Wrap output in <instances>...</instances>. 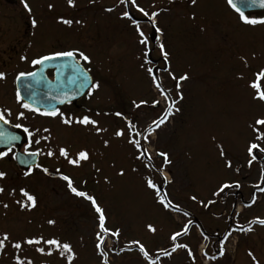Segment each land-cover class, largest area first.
<instances>
[{
    "label": "rangeland",
    "instance_id": "obj_1",
    "mask_svg": "<svg viewBox=\"0 0 264 264\" xmlns=\"http://www.w3.org/2000/svg\"><path fill=\"white\" fill-rule=\"evenodd\" d=\"M136 3L149 13L158 12L155 19L160 33L148 17L132 6L131 0L124 3L74 0V7L67 0H31L35 15L43 18L39 25L44 27V36H53L57 31L55 48H79L90 55L91 62L87 64L94 72V82L100 85L91 95L83 96L77 107L63 106L60 112L73 118L88 115L105 130L97 133L91 124L65 125L59 114L50 117L28 110L23 125L33 133L29 148L38 152L37 164L41 167L34 166L25 175L28 171L14 162L9 166L0 161V171L6 173L0 179V187L4 189L0 192V218L5 219L0 227L16 234L11 239L26 232V237L40 242L31 244L29 249L20 248L22 252L6 251V262L10 264H17L16 256L24 264H69L66 255H60V249L44 242L53 238L71 245L75 253L71 264H101L96 248L98 214L89 201L69 190L63 175H68L78 190L96 198L104 210L107 228L120 229L118 237H113L111 231L103 233L102 246L119 243L127 249L122 258L111 256L115 264L146 262L139 246L130 243L134 240L144 244L153 259L160 257L157 264L185 262V249H178L170 257L160 255L157 250L171 252L170 235L180 231L188 221L192 223L187 234L176 243L195 244L199 230L211 233L223 225L219 197L212 195L219 184L261 180L264 155L256 152L258 158L249 166L246 149L254 137L251 126L256 119L264 118V102L253 99L255 90L250 86L255 74L264 68V24H244L226 0H197L195 5L190 0H136ZM48 4L58 6L56 14ZM125 10L149 36L146 59L135 27L122 17ZM61 17L73 23L65 25L60 22ZM76 20L81 23H75ZM157 36L169 53L168 61L156 45ZM44 46L45 51L52 48L47 40ZM32 51L30 48L28 52ZM149 67L179 108L173 109L165 123L151 133L147 132L148 126L163 116L170 101L155 87L147 72ZM184 73L189 78L179 81L177 89L178 78ZM258 83L264 91V78ZM141 100L146 103L140 104ZM116 112L122 116H116ZM128 121L135 125L136 131L149 135V140L141 142L148 149L150 160L147 156L142 160L135 158L136 150L128 143ZM257 127L264 132V126ZM118 129L125 130L123 137L114 135ZM219 146L232 162L231 168L225 167ZM261 146L264 147V142ZM60 147L67 149L68 158H75L81 150L87 151L89 158L78 166L71 165L68 158L60 156ZM49 150L54 153L52 156L47 155ZM159 152H166L171 163L163 164ZM45 168L47 172L43 171ZM121 169L123 175L118 174ZM165 177L170 183L164 182ZM149 178L183 212L164 209L156 198V190L146 185ZM20 188L35 197V207L21 208L17 204L18 200H26ZM191 196L197 199L193 201ZM209 199L215 203L205 207ZM243 217L239 228L245 229L249 221L264 219V193L256 194ZM50 219L55 223L48 224ZM149 224L156 229L154 233L149 231ZM251 227L252 231L231 234L236 233L237 237L234 264H254L249 251L264 264V226L257 223ZM38 245L43 252L37 251Z\"/></svg>",
    "mask_w": 264,
    "mask_h": 264
},
{
    "label": "snow or ice",
    "instance_id": "obj_2",
    "mask_svg": "<svg viewBox=\"0 0 264 264\" xmlns=\"http://www.w3.org/2000/svg\"><path fill=\"white\" fill-rule=\"evenodd\" d=\"M124 2H125V0H121V3H124ZM196 2H197V0H190V3L193 5H195ZM226 2L229 5V7L231 9H233L238 14L239 20L242 21L244 24H246V25L264 24V17L257 19L255 17H250L249 15L245 14V9H253L256 7L264 8V0H226ZM20 3L23 5L24 9H26L29 13H31V8H30L29 4L26 2V0H20ZM67 4L70 7L75 6L74 0H67ZM131 4L144 17H148L149 22L151 23L152 27L155 29V31L157 33L161 32V29L157 26L156 19H155L158 16V12L151 11L149 13V11H146L143 7L139 6L136 3V0H131ZM48 8L52 9L53 5L48 4ZM107 11L110 12V11H112V9H107ZM122 17L130 20L131 24L135 27V31L138 33V43L144 46L143 56L146 59L148 56V53L150 51L149 36L146 35L145 32L141 29L139 21H137L136 19H133L131 17L129 11H127V10L123 11ZM193 18H194V14H193ZM60 22L65 24V25L70 26L73 23V20L64 19L63 17H61ZM75 23L80 24L81 22L79 20H76ZM31 24L33 27H36L37 26L36 19H32ZM156 45L159 47L160 52L162 53L164 60L168 61L169 53H168V51H166L165 45L162 42H160L159 36H157V38H156ZM65 57L70 58L71 63L58 65L56 67L58 69L69 68L72 72V75L68 77L69 82H71L73 84H77L78 89H88L89 90L88 94L91 95V91L98 89L100 85H99V82H92V78L89 74V69L81 66V64H80V61H83L85 63L91 62L90 55L86 54L85 51H83L79 48H72L69 50H53V51L47 52L46 54L38 55L37 57L31 59L30 63L33 66L44 65L46 62L54 61V60H57L59 58H65ZM20 59L21 60H27L28 57L21 56ZM142 67H143V65H142ZM164 70L169 71V69H167V68ZM147 72L151 76L153 83L155 84V87L161 92V95L164 97V99L166 101H170L168 103L165 111H164L163 116L157 118L156 120H153L151 122V124L148 126L147 132L151 133L152 131L155 130V128H159L161 125H163L165 123L168 116L172 114L173 109L175 111H179V108L175 107V104H176L175 100H172L171 97L165 95L162 84L158 81V78L155 75H152V72H153L152 68H150V67L147 68ZM169 75L170 76L172 75L171 71H169ZM4 77H5V73L0 72V79H3ZM23 77L32 78L25 85V87L31 93L32 97L35 98L36 97L35 89L37 86H39L43 82L42 69L38 68L35 71L19 72L16 76V79L20 80ZM173 78L175 79V77H173ZM188 78L189 77H188L187 73L180 75L178 78V82L176 84L177 89H179V87H180L179 81H186ZM261 78H264V68H261L259 70V72H257L255 74V80H253V82L251 83L250 86L255 90V95L253 96V99H258V100L264 102V91L261 90L260 83H258V81H260ZM57 86H59V81L57 82ZM46 87H47V92L44 94V99L46 101L51 102V101L59 100V103H64V101L67 99L66 93L64 94V99H59V95H60L59 93L53 94V92H52L53 85L51 84V82H49L46 85ZM16 98L18 101L23 100V97H21L19 90H17V92H16ZM180 98L182 99V96ZM145 103H146V101H144V100L140 101V104H145ZM153 103H159V102L153 101ZM134 105H135V102H134ZM135 106L139 107V105H135ZM21 107L24 109H27L31 112H34V113H40L41 115H44V116L55 117L59 114L62 117V123L65 125H72L73 123H77V124H81V125L91 124V125L95 126V131L97 133H100V132L105 130V129H102L99 126H97L98 121L95 119H91L90 116H88V115H84L82 117H77V118H73L70 116L65 117L64 114L62 112H60V110L58 108H55V107H53L51 110L45 109L43 112H41V109L39 107H36V106H34V103H29V102H22ZM115 115L120 117V116H122V113L116 112ZM18 118H26L24 112H19ZM0 120H3L5 124L9 123V121L7 119H5V115L3 112H0ZM127 124H128L127 131L129 133L128 143L133 145L134 149L136 150L135 158L137 160H142L144 157L147 156L150 160L151 157H150V154L148 153V149L144 145H142V142H141L142 140H149V135L145 134L144 132L136 131L135 125L132 124L131 121H128ZM257 126H264V118L256 119L254 122V125L251 126L252 131L254 133V137H253V140L249 142L247 149H246L248 157H249L247 160V164L249 166H251L253 164V162L255 160H257L258 157L256 155V152H259L260 154L264 155V147L261 146V142H264V132H261L260 128ZM14 127L22 128L23 131L25 133H27L30 140H29V144L25 146L24 151L28 155H35L36 153L28 151V148L30 147V144L32 143L31 138L33 137V133L29 130L28 127L24 126L21 123L15 124ZM45 131L47 132L48 129H45ZM114 135L116 137H123L125 135V130L124 129H118L115 131ZM136 137H140V138L138 139ZM45 139H47V137H45ZM19 140H20V137L18 135L14 134V133L7 132L5 129L2 128V126H0V143L8 146L6 151H0V159L4 158V157L8 156L10 153H12L13 142L19 141ZM35 142L39 143V141H35ZM103 143L105 145H107L108 141L104 140ZM219 148H220L219 155L221 158L224 159L225 167L231 168L232 162L229 159H227L226 154L223 151L222 146H219ZM58 151H59L60 156L65 157V158L69 157V152L67 151V149L65 147H60L58 149ZM53 154L54 153L51 150H49L47 152L48 156H52ZM157 154L163 158V164L167 165V164L171 163V161L168 159V154L166 152H159ZM88 158H89L88 152L85 150H81L78 153H76L75 158H68V163L71 165L78 166V165H80L81 161H86V160H88ZM22 163H27V161H22ZM144 166L147 167L148 165H144ZM35 167L39 168L41 166L39 164H36ZM31 170L32 169L29 168V171L25 172L24 174L29 175ZM43 171L47 172L48 170L45 168V169H43ZM158 171H161V174H163L161 169H158ZM118 174L123 175L124 174L123 169H121ZM5 176H6V173L4 171H0V179H3ZM260 178H261V180H264V170H261ZM62 179L67 182V187L69 188V190L72 193H74L78 197L85 198L87 201H89L91 203V206L95 210V212L98 214V228H99V230L96 232V238H97L96 248L98 250H101L102 245L104 243V239H105L103 233H108L109 231H111L109 228L106 227V224H105L106 216L104 214L103 208L97 203V200L94 196L89 195L85 191L78 190V188L73 185V181L68 175H63ZM164 182L170 183V181L168 180L167 177L164 178ZM146 185L148 188L156 190V198L158 199L160 205L164 209H172L176 212H183V209L178 204L174 205L170 200H168L166 193H161L159 191L157 184L154 183L151 178L146 180ZM233 186L235 188H239L240 184H239V182H233V183L223 182V183L219 184V186L212 193V195L213 196H220L221 194L224 193L225 189H230ZM258 190L261 193H264V187H260ZM3 191H4V189L2 187H0V192H3ZM20 192L22 193L23 197L26 198V200H24V201H20V200L17 201V204H19V206L21 208H25V207L33 208L36 206V199L33 195L29 194V192L27 190H25L24 188H20ZM190 199L195 201L197 199V197L191 196ZM255 199H256V196H255V193H253L252 194V201L254 202ZM214 203H215L214 200L209 199V200H207V203L204 206L207 207L208 205H211ZM4 207L6 208L7 205L5 204ZM184 215L186 216L187 213H184ZM47 223L51 225V224H54L55 221L50 219L47 221ZM191 223H192V221H188L187 223L183 224V227L181 228L180 231H175L170 235L169 239H170V243H171V252H169L166 249H158L157 251L160 253V255H162L164 257H170L178 249H187L188 250V253H187L188 256L192 257L191 249H189V246L186 243H176L178 237H180L181 235L187 234L189 225ZM257 223L264 226V219H260V218L254 219L252 221H249V227L248 228L245 229V228L241 227V228L236 229V230H238L240 232L252 231L251 225L257 224ZM147 227H148L149 231H151L153 233L156 231V229L151 224L147 225ZM119 233H120V229H115L114 231H111V235L113 237H118ZM230 235H231V231L227 232L224 235L223 239L219 241L218 254L212 255L210 257L211 260H216L218 258V256L222 257L225 254V246L224 245H225V242L228 240ZM205 239H207V237H205ZM6 241H9V235H8V233L5 232L2 234V238H0V250L4 249ZM39 242L40 241L38 239H35V238H29V239H26L24 241V243H27L29 245H31L33 243H39ZM44 242L50 246H55L57 249H60V255L61 256L66 255V259L69 262V264H71V262L75 258V253L73 252L72 247L69 243H67V242L60 243L55 238L45 240ZM130 243L136 244L139 246V252L143 255L144 260L147 262V264H157L160 257L156 256L154 259L152 257H150L149 252L145 249L144 244L140 243L138 240L131 241ZM12 247L15 249H20L21 248V242L17 241L15 243H13ZM37 251L43 252L44 249L38 248ZM201 252L205 256L208 255L207 252H205L203 248L201 249ZM48 254H51V248L49 249ZM101 255H106V253L101 251ZM248 255L251 257L254 264H260V261L256 259V257L253 255V253L251 251L248 252ZM15 259H16L17 264H24V262L21 261L19 256H16ZM105 264H107L106 261H105Z\"/></svg>",
    "mask_w": 264,
    "mask_h": 264
},
{
    "label": "flooded vegetation",
    "instance_id": "obj_3",
    "mask_svg": "<svg viewBox=\"0 0 264 264\" xmlns=\"http://www.w3.org/2000/svg\"><path fill=\"white\" fill-rule=\"evenodd\" d=\"M26 2L31 8V13L24 9L23 5L20 3V0H0V72L5 73V77L0 79V112L4 113L5 119H7L9 124L12 125L17 123H25L28 112L27 109L21 107V103L23 101H18L16 98L15 80L17 74L22 71H34L38 68V66L31 65V59L37 57L38 55L46 54L47 52L53 50H58L54 47L58 41L57 31L53 36L45 37L42 33L44 32V27L39 25L40 21H43V18L41 16H37L38 14L35 15V9L31 7V0H26ZM52 9L53 13L56 14L58 11V6L55 5ZM32 19H36V27L32 26ZM46 40L48 45L52 47L50 51H45L44 45ZM30 48L33 49L31 54L28 52ZM21 56H26L28 59L21 60ZM80 64L83 67L89 69V73L93 77L94 72L91 66L83 61H80ZM53 73V69L46 70V74L49 78H52ZM80 100L81 99L73 101L70 103V105H75L77 107ZM19 112H24L26 118H18ZM28 144L22 145L20 151L25 152V146ZM14 153L15 148H13L12 153L0 159V161H5L10 166L11 161L14 162ZM239 184V188H235L233 186L230 189H225L224 193L218 196L220 206L223 208L221 212L223 217V225L215 228V232L209 233L203 229H201L199 232L201 239L205 240L204 251L207 252V256L209 258L212 255L218 254L219 241L223 239L227 232L231 231V233H233L237 231L236 229H238V225L243 223V214L247 209H250L254 203L252 201V194L255 193L256 195L261 193L258 189L260 187H264V182L262 181H253L252 183L239 182ZM4 220V217L0 218V222ZM5 232L9 235V241H6L4 249L0 250V264H10L6 262V251L9 250L11 253L22 252L21 249L13 248L11 246L13 243L17 241L21 242V248L26 247L29 249L31 246L27 243H24L26 239H29L26 237L25 231V233L21 235L20 238L18 237V239H11V237L16 234H10L9 230L7 231L0 227V238H2V234ZM205 237H207V239H205ZM198 244L199 242L188 245L189 249H191L192 257L188 256V250L185 249L183 252L186 256V261L178 264H203V254L199 255L197 253ZM37 247L40 248L41 246L38 245ZM102 247L105 248L99 250L98 253L101 264H105V261L107 264H115L114 260H110L112 255H115L117 258H122L125 254H127L125 247L121 246L119 243L116 246H110V244H108ZM101 251L106 253V255H101ZM234 259L235 255L233 258H231L225 251V254L222 257L218 256L216 260H211L212 263L210 264H234ZM140 262L141 261L138 263ZM144 264H147V262Z\"/></svg>",
    "mask_w": 264,
    "mask_h": 264
},
{
    "label": "water",
    "instance_id": "obj_4",
    "mask_svg": "<svg viewBox=\"0 0 264 264\" xmlns=\"http://www.w3.org/2000/svg\"><path fill=\"white\" fill-rule=\"evenodd\" d=\"M245 14H255L257 16H264V8L256 7L253 9H245ZM66 63H71L70 58H59L54 61L46 62L44 65H39V69H42L43 82L36 87V97L33 98L31 93L26 89L25 85L32 79L30 77H23L20 80L16 79V89L20 91L21 97H23L24 102L34 103V106L39 107L41 110H51L53 107L58 108L68 102L74 101L80 98L87 89H78L77 84L69 82L68 77L72 75V72L69 68H60L56 66L63 65ZM82 66V65H81ZM37 68V69H38ZM54 68V77L53 80H50L46 76V69ZM36 69V70H37ZM92 78V77H91ZM59 81V86L57 82ZM51 82L53 85L52 92L53 94L59 93V99H64V94H67V99L64 103H59V100L55 101H46L44 99V94L47 92L46 85ZM0 126L5 129L7 132L14 133L20 137L19 141L13 142L12 147L16 148L15 161L21 169H29L32 166H35L37 163L38 154L28 155L27 153L19 152V147L26 141L25 132L21 128H16L13 125L5 124L3 120H0ZM7 145L0 143V151H5ZM22 161H27V163H22Z\"/></svg>",
    "mask_w": 264,
    "mask_h": 264
}]
</instances>
